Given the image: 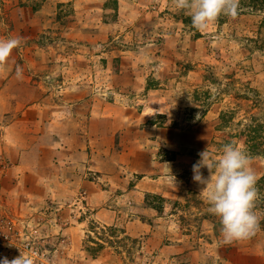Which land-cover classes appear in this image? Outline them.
I'll use <instances>...</instances> for the list:
<instances>
[{
  "label": "rangeland",
  "instance_id": "1",
  "mask_svg": "<svg viewBox=\"0 0 264 264\" xmlns=\"http://www.w3.org/2000/svg\"><path fill=\"white\" fill-rule=\"evenodd\" d=\"M9 38L0 264H264V181L259 230L225 243L192 179L233 142L264 176V0L205 32L172 0H0Z\"/></svg>",
  "mask_w": 264,
  "mask_h": 264
},
{
  "label": "clouds",
  "instance_id": "2",
  "mask_svg": "<svg viewBox=\"0 0 264 264\" xmlns=\"http://www.w3.org/2000/svg\"><path fill=\"white\" fill-rule=\"evenodd\" d=\"M172 5L190 15L193 26L205 32L221 15L237 16L239 0H172ZM20 44V38L0 40V68ZM16 72L18 77L22 75L21 68L17 67ZM199 156L192 165V179L203 193L208 211L220 219L224 242L253 237L259 230L260 217L254 210L258 191L251 158L234 142L224 145L218 158L211 157L207 149ZM204 168L208 176L204 175ZM2 264H30V261L21 254L12 260L5 257Z\"/></svg>",
  "mask_w": 264,
  "mask_h": 264
},
{
  "label": "trees",
  "instance_id": "3",
  "mask_svg": "<svg viewBox=\"0 0 264 264\" xmlns=\"http://www.w3.org/2000/svg\"><path fill=\"white\" fill-rule=\"evenodd\" d=\"M263 130H264V124H260V123L258 124V126L256 128H254V134L252 135V139L254 141L253 142V148L257 150L256 152H261L259 150H260V147L262 145V140H263V137H264V136H262L263 135ZM251 150L253 151L252 146H251ZM260 179H259V181H257V185H255L256 188H257L258 193L261 190L260 186H261L262 183L260 184V181L261 182L264 181V176L262 177V180H260Z\"/></svg>",
  "mask_w": 264,
  "mask_h": 264
}]
</instances>
